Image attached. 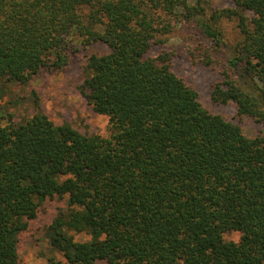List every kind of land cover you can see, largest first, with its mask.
<instances>
[{
  "label": "trees",
  "instance_id": "16d2710c",
  "mask_svg": "<svg viewBox=\"0 0 264 264\" xmlns=\"http://www.w3.org/2000/svg\"><path fill=\"white\" fill-rule=\"evenodd\" d=\"M180 16L201 37L191 62L219 68L211 100L262 135L206 110L172 51L148 54ZM223 18L241 34L230 48ZM96 42L107 52L88 55L78 89L107 136L55 124L35 91L26 118L8 109L19 99L0 106V264L18 263L21 233L53 198L66 206L45 238L63 259L48 264H264V0L207 17L187 0H0V101Z\"/></svg>",
  "mask_w": 264,
  "mask_h": 264
},
{
  "label": "rangeland",
  "instance_id": "374dc122",
  "mask_svg": "<svg viewBox=\"0 0 264 264\" xmlns=\"http://www.w3.org/2000/svg\"><path fill=\"white\" fill-rule=\"evenodd\" d=\"M189 8L202 6L204 16L207 17L214 9L231 8L234 0H187ZM178 8V12L182 11ZM247 15L251 14L247 12ZM163 16V15H162ZM222 31L226 47H232L241 34L234 19L223 18L218 22ZM163 42L152 46L148 54L155 55L165 49L172 51V68L191 85L198 93L201 105L211 113L219 114L226 120L240 126L242 133L247 137L262 135V127L249 117H238L235 113V105L232 102L226 104L214 103L210 98L211 86L218 79V66H204L192 63L189 59L191 51L198 45L201 37L198 34L194 22L185 21L180 16L171 20L170 28L161 35ZM225 48L217 53L216 60L223 57ZM107 52V47L96 42L86 47L73 51L67 64L60 69L42 68L34 74L25 87H13L12 97L6 96L0 101V106H6L15 112L17 120L35 111L33 105L27 100L30 91H35L39 98L41 110L55 123H69L83 134L108 135L107 117L93 111L88 102L81 96L78 86L86 77V60L90 53L102 54ZM19 99L22 104L15 108L7 104L6 100ZM8 105V106H7ZM1 108V107H0ZM27 113V114H26ZM66 198L47 199L39 207L36 217L30 221L28 228L21 233L18 243L17 264H48L49 259H60L59 252L54 251L45 238V227L52 221L59 209L65 208ZM76 240H86L85 233H73ZM225 238L237 240L235 231L224 233ZM99 264H102L100 262Z\"/></svg>",
  "mask_w": 264,
  "mask_h": 264
}]
</instances>
